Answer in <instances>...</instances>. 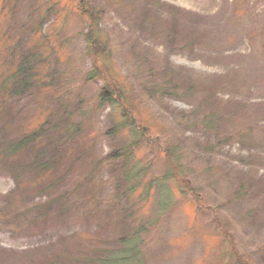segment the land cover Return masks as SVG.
Wrapping results in <instances>:
<instances>
[{
	"label": "rangeland",
	"instance_id": "obj_1",
	"mask_svg": "<svg viewBox=\"0 0 264 264\" xmlns=\"http://www.w3.org/2000/svg\"><path fill=\"white\" fill-rule=\"evenodd\" d=\"M88 1L135 114L116 133L76 2L0 0V142L42 129L0 158V264H101L133 247L128 264H264V0Z\"/></svg>",
	"mask_w": 264,
	"mask_h": 264
},
{
	"label": "trees",
	"instance_id": "obj_2",
	"mask_svg": "<svg viewBox=\"0 0 264 264\" xmlns=\"http://www.w3.org/2000/svg\"><path fill=\"white\" fill-rule=\"evenodd\" d=\"M148 1L152 5L160 7L159 0H148ZM69 2L70 4L71 2L73 3L76 2L75 7L80 9L81 13L85 15L88 19L89 30L84 35V39L87 44L88 52L93 58L94 67L87 73V78L96 79V78L103 76L105 80V85L103 86L99 94L98 103L100 105L105 104V103L116 105L120 113V116H121L120 123L118 122L114 124L113 127L111 128V132H115V133L118 132L119 130H121L122 127H124V125H128L131 127L133 125V119L131 118V115H135V114H130L128 112V110L130 111L132 110L128 104V100H129L128 95L125 93L122 87H118V85H120V81H118V79L113 78L111 75L108 74V72H106V70L107 71L109 70V66H110V63L107 62V61H110V55H109L110 51L108 50V47H107L108 43L106 41V38L105 37L103 38V31H102V28L100 27L101 14L98 10H96L94 6L90 4L91 2L88 0H69ZM85 4L87 5V7H85ZM72 8H74V6ZM44 42L45 40H43L41 44ZM33 57L35 58V61L39 63L41 67L43 68L46 67L47 60L43 56V52L41 48L33 52ZM43 68H40V69L35 68V71L34 69L31 71V76L34 72L33 77H36V80L34 82H37V86L41 90L46 89L44 88V85L41 84V81H39L41 70ZM28 83L29 82H27V84ZM0 86H3V83H1ZM119 99H121L120 102H119ZM71 127H72V130H71ZM43 130L45 131L44 127H43ZM75 130H76V126H71L70 124L69 126H66L67 132L69 131L74 132ZM69 133L71 134V132ZM41 138H42V129L39 128L18 140L11 141L8 143L0 142V158H8L11 154L16 153L17 150L27 146L28 144L37 143ZM40 151H42V149H40ZM40 151H39V154H40ZM130 153L131 151L129 148H125L121 151L115 150L111 153V155L107 156V159H109L110 161L116 160L117 158L126 159L130 155ZM58 161H59V157H57V163ZM57 163H56V158L54 155L49 159H46V160L42 159V160H39L38 162H35L32 165L33 167L32 171H34L36 175L35 181H37L38 178H41L42 176L47 175L51 171V169L54 168V165ZM61 177H62L61 175H57L55 179L51 178L48 181H46V179L44 180L42 179L39 182H44V184H46L44 188H49L51 186H54V184H57V182H59L62 179ZM133 248L127 250L125 255L120 254V255L109 256V257L107 256L104 260H102L101 264H122V263L128 264L130 261L134 260L135 258L134 251L136 249L135 248L133 249Z\"/></svg>",
	"mask_w": 264,
	"mask_h": 264
}]
</instances>
